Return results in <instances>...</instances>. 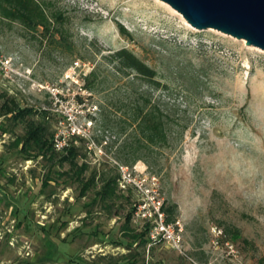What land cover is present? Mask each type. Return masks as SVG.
Returning <instances> with one entry per match:
<instances>
[{
    "label": "rangeland",
    "instance_id": "rangeland-1",
    "mask_svg": "<svg viewBox=\"0 0 264 264\" xmlns=\"http://www.w3.org/2000/svg\"><path fill=\"white\" fill-rule=\"evenodd\" d=\"M43 1L62 15L60 26L52 20L56 37L72 42L73 54L52 50L48 36L32 39L0 21V105L12 99L18 107L47 109L54 135L74 131L83 139L75 145L91 171L118 174L121 139L115 143L117 136L101 127L102 99L82 89V78L100 64L109 71L105 85L123 86L113 84L101 56L126 48L158 72L167 90L132 88L147 91L177 124L170 147L149 154L150 166H122L145 180L142 193L117 188L121 198L107 208L93 202L94 191L80 198L76 185L57 176L67 167L40 157L25 161L14 145L22 126L10 132L0 118V195L19 197L13 205L28 220L16 226L23 215H10L15 242L8 246L4 235L0 264H264V51L196 30L159 0ZM107 112L111 121L119 117L113 108ZM157 201L176 207L180 250L132 242L127 236L144 232L138 218L130 235L123 229L132 206L150 212Z\"/></svg>",
    "mask_w": 264,
    "mask_h": 264
},
{
    "label": "trees",
    "instance_id": "trees-1",
    "mask_svg": "<svg viewBox=\"0 0 264 264\" xmlns=\"http://www.w3.org/2000/svg\"><path fill=\"white\" fill-rule=\"evenodd\" d=\"M50 4L43 0H0V21L8 25H19L32 36V39H35L36 35L48 36V46L52 50L72 55V42H68L63 36L56 37L59 31L57 27H54L52 20L58 21L56 24L60 26L63 19L60 13L51 10ZM121 32H123L122 29ZM101 64L111 67V74L115 78L113 84L124 81L123 86L105 85L109 71H101L100 64H97L88 75L82 78V89L102 99L98 105L100 125L104 129H110L117 136L115 143L121 139L115 159L122 166H133L138 161H143L150 166L148 161L150 153L159 148L170 147L172 129L177 121L165 113L159 102L152 101L147 91L133 89L132 86L145 84L152 90L164 91L167 87L158 79L159 75L156 70L126 48L102 55ZM109 108L115 109V113L119 114L114 121L108 118ZM49 116L47 109L18 107L12 99H7L0 105V118L6 119L10 132L22 126L23 133L16 136L14 145L17 148L20 147L19 152L24 155L25 161L39 157L55 161L59 167H67L66 171L57 172V176L66 177L72 185H76L80 198L94 191L93 202H98L107 208L114 205V202L121 198L117 191L119 174H99L91 171L85 155H81V148L75 145V141L83 142L79 135L71 136L72 141L68 142L61 152H56L53 147L54 133L50 131ZM13 203L8 204L12 206V215H23L16 226H20L22 222L28 223L26 214L20 211L18 204L13 205ZM135 210L136 205L132 206L131 211L125 217L123 229L128 232L126 235H130L131 230L128 226L132 222ZM175 210L174 205L165 203L161 206L166 224L174 221ZM149 228L150 224L145 223L142 234H132L127 237L131 238L134 243L140 240L139 246L144 247L149 241L147 238ZM41 230L47 237L45 229ZM236 238L238 236L234 235L233 239ZM131 246L132 244L126 245L128 249ZM53 256L51 254L50 257L54 260Z\"/></svg>",
    "mask_w": 264,
    "mask_h": 264
},
{
    "label": "water",
    "instance_id": "water-1",
    "mask_svg": "<svg viewBox=\"0 0 264 264\" xmlns=\"http://www.w3.org/2000/svg\"><path fill=\"white\" fill-rule=\"evenodd\" d=\"M159 1L196 30H215L264 51V0Z\"/></svg>",
    "mask_w": 264,
    "mask_h": 264
},
{
    "label": "built area",
    "instance_id": "built-area-1",
    "mask_svg": "<svg viewBox=\"0 0 264 264\" xmlns=\"http://www.w3.org/2000/svg\"><path fill=\"white\" fill-rule=\"evenodd\" d=\"M74 131L69 134L59 132L54 135L53 147L56 152H61L64 147L67 146V138L73 136ZM119 178L117 179L118 188L121 191H126L128 187H133L134 189L142 193L144 179L134 177L130 171L122 166H119ZM162 204L157 201L153 203L152 211H146L144 204H139L136 207L133 218L140 219L144 224L149 223L150 228L148 230V239L151 244L156 245L158 243L164 242L170 245L174 250H180L181 243V226L178 222H172L170 224L165 223V215L161 211ZM132 218V219H133ZM9 232V231H8ZM4 237V231L0 232V241ZM14 238H10L8 245L13 246Z\"/></svg>",
    "mask_w": 264,
    "mask_h": 264
},
{
    "label": "crops",
    "instance_id": "crops-1",
    "mask_svg": "<svg viewBox=\"0 0 264 264\" xmlns=\"http://www.w3.org/2000/svg\"><path fill=\"white\" fill-rule=\"evenodd\" d=\"M27 197V196H26ZM0 198H2V202L7 206L9 203L11 202H16L18 201V198L19 197H12V196H9L8 194H5L4 195H0ZM9 202V203H8ZM7 211H8V217L5 218V222H6V226H10V228H6V229H0V231H4V235H5V239H9L10 238H13L15 236L14 232H15V220L14 218L11 219L10 218V215H12V206H7ZM2 218H0V227H3L5 226L4 222L1 221ZM9 231V232H8ZM8 241V240H7ZM8 244V243H7ZM9 246V245H8Z\"/></svg>",
    "mask_w": 264,
    "mask_h": 264
}]
</instances>
